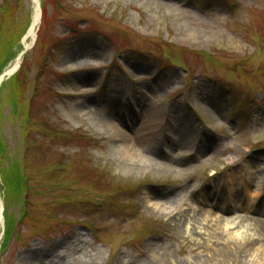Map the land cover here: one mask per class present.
Here are the masks:
<instances>
[{"label": "rangeland", "instance_id": "1", "mask_svg": "<svg viewBox=\"0 0 264 264\" xmlns=\"http://www.w3.org/2000/svg\"><path fill=\"white\" fill-rule=\"evenodd\" d=\"M239 1L42 0L36 46L27 36L0 86V264H264V0ZM36 5L0 0V74ZM136 115L129 130L122 116ZM109 123L129 144L142 124L154 132L147 166L128 169ZM230 168L263 190L224 259L221 215L200 204Z\"/></svg>", "mask_w": 264, "mask_h": 264}, {"label": "bare ground", "instance_id": "2", "mask_svg": "<svg viewBox=\"0 0 264 264\" xmlns=\"http://www.w3.org/2000/svg\"><path fill=\"white\" fill-rule=\"evenodd\" d=\"M40 0H35V2L37 3L36 5V11L33 17V22H32V26L30 29V32L28 33V36L33 38V41L35 40L36 37V33H37V29L38 26L40 25V19H41V13H40V8H39V3ZM24 43H25V49L27 50V47H29L30 45L27 43V37L24 39ZM33 44V43H32ZM25 50V51H26ZM24 51V52H25ZM19 64H16V66L11 70V72H15V70H17L19 68ZM7 72V71H6ZM10 72V71H9ZM7 72V73H9ZM2 78H0V82H1ZM114 115H116L114 113ZM161 117H163V114H161V112L157 111L155 112L154 109L150 112L149 115V119L152 121H158ZM124 123L126 124L125 120ZM108 132H111L113 134V136H115L116 138H123V140L127 141V138L125 136H127L125 134V136L123 134H121V132L117 129L116 126H114L112 123H109L107 126ZM188 129H190V126H186L185 125L182 126V143L184 144V147L190 143L191 141V136H189ZM153 135L154 132L148 128V126L142 124L141 127L138 129V132L136 133V144H123L122 146H117V153L119 154L118 156L122 155V159L126 160L129 162L130 167H128V169H134V170H140L141 166L145 167L148 164V160L146 157H144V155L142 154V148L146 145V143L148 141H152L153 140ZM154 155L156 157L160 156L157 155L154 152ZM160 167H163V163L159 164ZM165 166V165H164ZM178 173L180 174H185L186 169L183 170V168H179ZM228 192L229 195L226 197L225 201L223 202L222 199L220 201H216L215 202V206L214 208H217L218 210L221 211L222 215L220 216V219H213L215 222V225L219 231L221 236H226L229 235L228 240H227V244L226 246L222 247V252H223V257L224 259H235L234 253H233V248L236 245H241L243 242L246 241V235L243 236V234L241 233H232L233 231H229L231 228H233L236 224H237V219H241V218H246L248 217V215H236V216H232L229 217L225 214L229 213L234 206L238 207L242 210H247V212H251L252 210H256L257 209V205L255 203V200H257V196H259V194L261 193L260 189L262 187H258L256 188V190L254 191V193H252L249 189V185L244 181L243 177H239L238 175L235 176V174L233 175V178L229 180V183L226 187H228ZM242 187V189H244L245 193L244 196L242 197L241 200H237L236 196L234 195L235 189H240ZM241 192V189L238 190ZM250 194V195H249ZM247 195H249L250 197L248 198ZM167 196V195H166ZM245 198H246V202H245ZM168 201L170 202H174L175 200L171 197H168ZM223 202V203H222ZM213 209V208H212ZM211 210H204V212H208L210 213ZM191 216V214H190ZM192 216L194 217L195 214L192 213ZM189 218V217H188ZM237 218V219H236ZM209 217L207 216V219L204 218L203 219V224L208 223ZM180 222H182L183 227H184V232L186 235L188 236H192V229H191V224H192V218L187 219V221H183L182 219L180 220ZM3 223V203L0 197V228L2 226ZM218 225V226H217ZM202 228V227H201ZM238 234H241L239 237ZM195 264H201V263H195Z\"/></svg>", "mask_w": 264, "mask_h": 264}]
</instances>
